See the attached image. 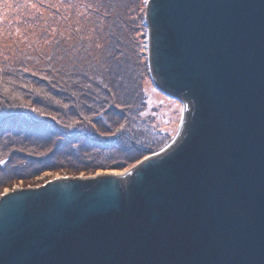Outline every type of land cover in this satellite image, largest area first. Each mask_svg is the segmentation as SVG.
<instances>
[{"label": "water", "instance_id": "1", "mask_svg": "<svg viewBox=\"0 0 264 264\" xmlns=\"http://www.w3.org/2000/svg\"><path fill=\"white\" fill-rule=\"evenodd\" d=\"M179 133L127 174L0 195V264H264V0H148Z\"/></svg>", "mask_w": 264, "mask_h": 264}, {"label": "trees", "instance_id": "2", "mask_svg": "<svg viewBox=\"0 0 264 264\" xmlns=\"http://www.w3.org/2000/svg\"><path fill=\"white\" fill-rule=\"evenodd\" d=\"M14 1L27 4L26 0ZM92 1L99 4L101 11L85 3L83 5H86L87 11L91 9L106 20L105 24L100 23V29L105 30L106 36L103 38L108 41L103 40L100 53L96 49L93 51L89 42L86 43L87 40L75 32L81 39L76 44L79 46L77 49L70 50L67 47L65 51L60 37L51 46L53 55H39L38 51H29L13 59L6 69L0 66V129L12 126L18 138L9 140L13 143L11 147L24 143V138L19 135V128L22 127L28 130L26 138H31V134L39 136L41 132L44 133L41 136L46 139L55 140L62 136L58 144L63 148L68 145L63 150L62 160L76 163L78 151L82 154L83 148L87 147L79 145L78 139L82 136L85 144L91 143L92 147L91 156L94 157L89 161L92 162L88 168L90 170L108 166L112 154H118L112 152L115 148L120 150L122 157L112 161L120 165L160 150L167 144L137 127V124L143 126L146 121H150L144 118L143 113L147 103L143 85L148 69L147 61L143 58L147 52L142 50V44L134 32L132 34V28L139 21L128 19L138 9V1L88 0ZM52 12L57 11L54 8ZM126 28H129L127 34ZM43 55L48 59L43 60ZM61 100L70 102V106H63L62 103L59 105ZM51 110L59 114L48 118L45 115L51 113ZM3 136L5 134L1 131L0 138ZM31 143L29 146L34 149L37 143ZM11 147H5V150L10 151ZM84 158L88 159L86 156ZM4 159L5 162L2 161ZM9 160L11 163L16 160V165L8 163ZM29 166L21 162L19 157L8 155L0 159V186L24 176L22 172L34 176L45 169L42 166H39V170Z\"/></svg>", "mask_w": 264, "mask_h": 264}, {"label": "rangeland", "instance_id": "3", "mask_svg": "<svg viewBox=\"0 0 264 264\" xmlns=\"http://www.w3.org/2000/svg\"><path fill=\"white\" fill-rule=\"evenodd\" d=\"M26 1L27 4L25 5L23 1H20L19 3L14 0H0V25L3 27V29H0V66L3 69H6L7 64L13 62V59L18 58L23 53L26 54V52L29 51H32V53L38 51L39 55H47L46 53L52 54L53 48L51 46H53V42L60 37L63 39L61 46L64 49L68 47L70 50H74L79 48L76 44L81 40L80 37H77L80 35L83 40H87L86 43L89 42L93 51L96 49L97 53H100L99 49H102V45H104L103 40H105V42L108 41L103 38V36H106L105 30L103 31V29H100V23L103 22L105 24L106 22L105 17L91 11V9L89 10L90 12L87 11L86 5H83L88 3L92 9L94 8L100 12L101 10L99 9V4H97V2H88V0ZM137 1L138 9L134 10L133 15H130L131 17L128 16V19L132 21L133 19H137V21H139L135 25L136 28L135 26L133 27L134 29L132 28V34L134 32V36L136 35L137 39H139L142 44V50L147 52L146 56L143 58L147 61L148 66L143 85L147 101L143 113L144 118L150 120L149 122L146 121V125L143 126L137 124V127H139L140 130L144 129L148 131L155 139H159L160 141L164 140L167 144L160 149L162 150L179 133L184 105L181 99L163 92L156 85L149 63L148 25L146 23L148 0L147 2L146 0ZM47 3H50V5ZM54 8L55 11H57L56 13L52 12ZM59 12H61L60 15L58 14ZM125 17L126 16H124V18ZM75 32H78L79 35L75 34ZM125 33H129V28H126ZM45 50H48V52ZM65 51L67 50L65 49ZM61 54L63 55V50H61ZM45 55L41 56L43 60L44 58L45 60L48 59ZM42 75L46 76L44 72ZM61 103L63 106L68 107L71 104L65 100H61L58 104L60 105ZM57 114L59 113L52 111L45 116L48 118H54ZM46 127L49 126L46 125ZM0 130L5 134V136L0 138V159L6 158L10 155L13 157H19L20 161L24 162L26 165H30L29 167H34L38 170L40 169L39 166L45 168L34 176L22 172L21 174H24V176L12 179L8 181L7 184L0 186V195L4 192L15 189L17 186L28 187L41 185L48 180L55 179L59 173L60 175L65 176H90L97 174V171L102 169L129 170L133 165L137 164V161H141L150 154L160 151L157 150L153 153H146L131 162H122L120 165H117L118 163L112 160H117L119 157H122V153H120L118 148H115L112 152H117L118 154H112V157H110L112 159L109 161L110 164L108 166L90 170L88 168L92 162L89 161L94 157L91 156L93 154L91 151L92 147L91 143H87L89 145L85 144L82 136L78 139L79 145L87 147L83 148L84 153L82 152V154H79L78 151V158L75 163V161L72 160H62L63 150L68 148V145L63 148L62 145L58 144V141L63 138L62 136L56 137L55 140L50 138L46 139V137L44 138V136H41L44 134L41 132L39 133V136L31 134V138H26L25 135L28 130L27 128L22 127L21 129L19 128V130H21L19 135L24 138L22 140L24 143L11 147L13 146V143L9 140H15L18 138L12 131V126H7ZM70 141H73V139ZM34 142L37 143V146L34 149H31L29 143L36 144ZM5 147H11L10 151L5 150ZM72 147H75V145ZM85 156L89 160L85 159ZM36 159L42 160V162H38ZM2 161L5 162L6 159ZM8 163L16 165L17 161L15 160L11 163L9 160Z\"/></svg>", "mask_w": 264, "mask_h": 264}, {"label": "bare ground", "instance_id": "4", "mask_svg": "<svg viewBox=\"0 0 264 264\" xmlns=\"http://www.w3.org/2000/svg\"><path fill=\"white\" fill-rule=\"evenodd\" d=\"M0 29H3V27L1 25H0ZM125 170H127V169H119V170L118 169H106V170L102 169V170H98L97 174L113 173V174L121 175L122 173H125ZM82 176H84V175H82ZM63 177H76V176H74V175H72V176L66 175L65 176V175H60V173L56 176L57 179L63 178ZM16 188H20V186H17Z\"/></svg>", "mask_w": 264, "mask_h": 264}, {"label": "snow or ice", "instance_id": "5", "mask_svg": "<svg viewBox=\"0 0 264 264\" xmlns=\"http://www.w3.org/2000/svg\"><path fill=\"white\" fill-rule=\"evenodd\" d=\"M146 2H147V0H146ZM147 159H148V157H145V160H147ZM140 163H142V162L141 161H137V164H140ZM132 167L134 168L135 165H133ZM128 171L129 170H125V173H122L121 175L127 174Z\"/></svg>", "mask_w": 264, "mask_h": 264}]
</instances>
